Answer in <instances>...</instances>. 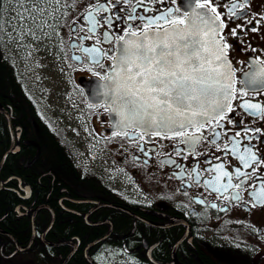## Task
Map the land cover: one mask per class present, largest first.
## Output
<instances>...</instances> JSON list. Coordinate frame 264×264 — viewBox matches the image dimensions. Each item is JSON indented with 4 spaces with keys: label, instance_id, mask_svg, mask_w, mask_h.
I'll list each match as a JSON object with an SVG mask.
<instances>
[{
    "label": "flooded vegetation",
    "instance_id": "1",
    "mask_svg": "<svg viewBox=\"0 0 264 264\" xmlns=\"http://www.w3.org/2000/svg\"><path fill=\"white\" fill-rule=\"evenodd\" d=\"M89 2L94 0H77L78 6L69 9L67 23ZM232 2L239 5L235 18H230L228 11L230 0H211L223 14L227 56L236 70L238 98L232 101L234 111L227 114L222 126L230 130L229 137L245 126L260 129L252 145L264 159V116L254 119L240 107L243 103H259L264 108V90L253 91L241 84L251 60L264 63V0ZM179 6L180 0L174 5L169 0H154L150 5L154 11L148 15L156 14V9ZM175 15L181 16L183 11ZM59 32L57 39L64 41L63 52L58 49L59 64L73 77L68 92L88 107L90 102L79 80L98 79L89 69L103 73L110 61L105 60L102 67L86 59L77 62L72 57L80 53L71 50L70 28H60ZM93 105L94 118H87L84 129L68 132L69 124L55 118L22 121L24 113L12 102L1 101L0 94V116L8 131V137L0 136V191H11L18 198L13 206L15 223L7 219V211L0 215V264H15V259L24 258V254L26 264H35L38 253L44 250L57 254L60 264L71 263L76 255L79 260L75 264H264V206H252L249 191L254 190L246 185L240 191V202L225 203L185 172L221 162L231 172L240 166L236 159L216 151L215 144L207 140L195 146L191 155L181 152L184 146L176 140L160 136L137 143L129 136L116 134L118 130L113 127L105 103ZM71 110L76 112V118L78 105ZM210 133L211 129L204 133L205 137L210 138ZM4 137L10 143L3 150ZM59 147L62 150L58 151ZM63 147L74 167L67 166ZM10 154L16 157V168L1 177ZM21 171L28 173L23 175ZM259 171L264 173V167ZM206 178H210L207 173L202 179ZM230 194L231 190L227 195ZM22 219L30 222L27 244L9 224L11 221L13 226ZM56 225L75 229L68 235L56 236ZM13 229L18 231L20 225ZM31 241L29 249L18 250V245L26 247ZM47 264H51L50 260Z\"/></svg>",
    "mask_w": 264,
    "mask_h": 264
},
{
    "label": "snow or ice",
    "instance_id": "2",
    "mask_svg": "<svg viewBox=\"0 0 264 264\" xmlns=\"http://www.w3.org/2000/svg\"><path fill=\"white\" fill-rule=\"evenodd\" d=\"M169 2L174 5L177 0ZM153 3L94 0L68 24L69 9L78 6L77 0H0V55L7 48L34 56L42 48L50 51L54 43L63 52L64 41L57 39L58 29L69 27L71 50L80 53L72 59H86L95 67L110 61L103 73L89 71L100 81L92 94L107 101L109 107L105 110L116 117V134L129 136L137 143L147 142L152 136L173 139L184 146L181 152L188 155L207 140L240 166L229 172L221 162L202 170L192 169L191 173L185 169L186 174L225 203L240 202V191L247 185L254 190L249 191L252 206H264V173L259 171L264 159L252 145L261 130L245 126L229 137L230 130L222 126L227 114L234 111L232 101L238 98L236 70L227 59L228 45L223 37V14L211 0H180L178 8L156 9V14L148 15L154 11L150 7ZM230 3V18H235L239 5L232 0ZM181 11L183 15H175ZM237 27L243 29V25ZM101 28L105 30L100 32ZM90 40L94 43H85ZM99 44L112 47L104 49L96 46ZM241 84L253 91L264 90V63L251 60ZM240 107L254 119L264 116L259 103H243ZM209 129L210 138H206L204 133ZM205 173L210 178L202 179ZM250 180L252 184H248Z\"/></svg>",
    "mask_w": 264,
    "mask_h": 264
},
{
    "label": "rangeland",
    "instance_id": "3",
    "mask_svg": "<svg viewBox=\"0 0 264 264\" xmlns=\"http://www.w3.org/2000/svg\"><path fill=\"white\" fill-rule=\"evenodd\" d=\"M5 7L7 8V4ZM7 15L8 13L5 12V17ZM5 52L13 54L14 65L37 105L51 118L60 120L66 125L69 124L68 132L84 129L87 118H94L93 110L79 103L76 95L68 92L73 77L62 71L59 64V51L55 43L50 51L42 48L34 56H27L26 52H17L15 49L5 48ZM77 105L78 112L75 118L76 112L71 109Z\"/></svg>",
    "mask_w": 264,
    "mask_h": 264
},
{
    "label": "trees",
    "instance_id": "4",
    "mask_svg": "<svg viewBox=\"0 0 264 264\" xmlns=\"http://www.w3.org/2000/svg\"><path fill=\"white\" fill-rule=\"evenodd\" d=\"M0 94H1V101H4V103L6 104L7 103L10 104L12 102V104L16 105V108L20 112L24 113L25 116L22 121L25 120L31 121L33 119H38L39 117L43 118L44 114L40 111L36 101L32 98V96L24 86L23 79L21 78L20 74L18 73L14 65V60L12 55H8L5 58L3 57V54L0 55ZM26 114H28V117H26ZM6 134L8 137V131L5 122L0 116V136H5ZM7 137H4L5 141H3L4 143L1 145V148L3 150L6 149L10 143ZM63 148H64L63 150L65 151L67 166L74 167L72 165L73 162L71 160V156L66 151L67 149H65V147ZM60 150H62V148L58 149V151ZM61 156L64 158L62 154ZM15 158L16 157L11 154L8 156L4 168L1 172V177H6V173H10L14 171V169L16 168V165L14 163ZM20 173L24 175L25 173L28 172L21 171ZM17 200H18L17 196L13 194L11 191H5V190L0 191V215H3L7 211L8 212L7 219H10L11 221L14 222L15 217L13 213V206ZM9 207L10 210H8ZM11 221L9 222L11 230H13L17 235V237L23 239L27 244L31 230L29 219H22L21 221L16 222V224L13 225L14 227H16V225H20V229H18V231L17 230L15 231V229H13L14 227L12 226ZM74 229L75 226H72L69 229V228H58V226L56 225V227L54 228V235L56 236L63 234L68 235ZM49 260L51 264H54V262L56 264H60L58 260V255L54 254L52 250L40 251L38 253V256L36 257L35 264H47ZM78 260H79V256L76 255L69 264H75V262H77ZM22 261H24V264H26L25 254H24V258L15 259V264H21Z\"/></svg>",
    "mask_w": 264,
    "mask_h": 264
},
{
    "label": "water",
    "instance_id": "5",
    "mask_svg": "<svg viewBox=\"0 0 264 264\" xmlns=\"http://www.w3.org/2000/svg\"><path fill=\"white\" fill-rule=\"evenodd\" d=\"M227 59L229 60L228 56H227ZM79 83L83 87V89H84V91L86 93L87 99L91 103H106L107 107H109L107 101L102 100L100 97L92 94L94 92V90H95L96 85L98 83H100V81L98 79H94V78L87 79V78L84 77L83 79L79 80ZM109 116H110V114H109ZM115 119H116V117L114 115L110 116V120H111L112 124H114ZM38 209L39 208H37L35 210L34 215L36 214ZM31 244H32V241L26 247H21V246L18 245V250H27V249L30 248ZM51 245H62V244H51Z\"/></svg>",
    "mask_w": 264,
    "mask_h": 264
}]
</instances>
